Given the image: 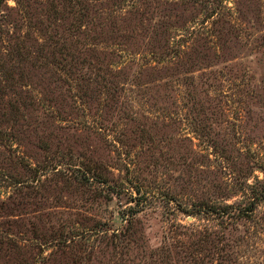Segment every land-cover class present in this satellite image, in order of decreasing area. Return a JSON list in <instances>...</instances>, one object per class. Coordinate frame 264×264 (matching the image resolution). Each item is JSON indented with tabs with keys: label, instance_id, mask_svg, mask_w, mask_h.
Here are the masks:
<instances>
[{
	"label": "rangeland",
	"instance_id": "rangeland-1",
	"mask_svg": "<svg viewBox=\"0 0 264 264\" xmlns=\"http://www.w3.org/2000/svg\"><path fill=\"white\" fill-rule=\"evenodd\" d=\"M0 264H264V0H0Z\"/></svg>",
	"mask_w": 264,
	"mask_h": 264
}]
</instances>
